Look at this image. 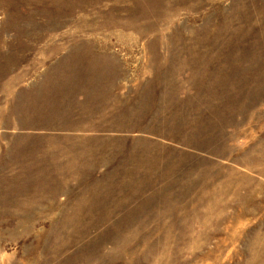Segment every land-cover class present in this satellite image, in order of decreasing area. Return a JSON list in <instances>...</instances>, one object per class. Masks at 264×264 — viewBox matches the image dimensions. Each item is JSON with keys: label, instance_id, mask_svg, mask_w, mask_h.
Instances as JSON below:
<instances>
[{"label": "rangeland", "instance_id": "obj_1", "mask_svg": "<svg viewBox=\"0 0 264 264\" xmlns=\"http://www.w3.org/2000/svg\"><path fill=\"white\" fill-rule=\"evenodd\" d=\"M0 264H264V0H0Z\"/></svg>", "mask_w": 264, "mask_h": 264}]
</instances>
